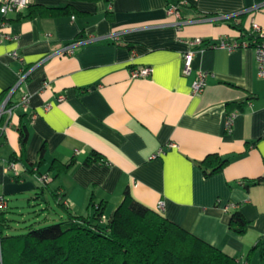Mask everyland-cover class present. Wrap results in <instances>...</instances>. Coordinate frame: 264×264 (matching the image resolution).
I'll return each mask as SVG.
<instances>
[{"label": "crops", "instance_id": "crops-1", "mask_svg": "<svg viewBox=\"0 0 264 264\" xmlns=\"http://www.w3.org/2000/svg\"><path fill=\"white\" fill-rule=\"evenodd\" d=\"M32 3H71L85 14L26 17L28 7L21 15L9 13L1 27L18 35L0 40V109L8 97L13 103L0 124V198L6 216L21 211L24 199L62 219L69 212L92 214V195L107 201L109 215L129 189L135 199L238 264H260L258 251L249 254L264 235V79L254 47L196 48L189 75L182 73V57L194 38H202L204 46L220 39L250 42L252 24L264 26V0ZM172 3L179 5L180 17L168 13ZM81 31L84 37L78 39ZM68 44L73 53L59 52ZM13 51L20 59L11 56ZM141 66H151L152 73L132 78L130 70ZM24 71L27 80L9 96ZM200 71L208 72L207 84L193 93ZM23 94L29 96L26 110L16 106ZM228 103L242 109L230 110ZM230 112L235 115L228 130ZM23 113L31 122L21 151L17 127ZM43 145L47 164L33 167L32 174L28 169ZM92 151L104 162L86 165ZM209 154L228 163L206 177L200 162ZM72 158L76 164L68 172L47 171L54 159ZM42 175L48 181L35 196L44 185ZM257 179L262 181L254 183ZM237 210L249 222L244 234L230 228Z\"/></svg>", "mask_w": 264, "mask_h": 264}, {"label": "trees", "instance_id": "trees-1", "mask_svg": "<svg viewBox=\"0 0 264 264\" xmlns=\"http://www.w3.org/2000/svg\"><path fill=\"white\" fill-rule=\"evenodd\" d=\"M103 1L111 4L113 0ZM77 14H85V12L79 11L71 3L63 7L31 3L26 17ZM2 19L0 17V20ZM250 36H253L252 33ZM83 37L81 31L77 38L83 39ZM211 44L216 45L217 41ZM23 74L25 75L23 81H26L28 76L25 71ZM12 106L13 103L8 97L4 110ZM228 107L230 110H239L242 109V104L228 103ZM2 117L3 115L0 124ZM30 122L31 115L23 113L17 127L21 151L25 149L30 137ZM45 151L46 147L43 145L39 150L37 162L28 169L32 174L35 173L33 167L40 169L47 164ZM12 158L16 159L13 155ZM96 162H104V157L97 151H92L84 161L86 165ZM227 163L228 159L218 154H209L200 162L206 177L219 172ZM75 164V158L68 162L54 159L47 166V171H55L56 175H59L68 172ZM39 173L43 174L42 171ZM259 181L262 179H257L254 183ZM45 186L46 181L35 196L41 195ZM88 208H92V214L77 215L69 212L66 219L48 222L38 227L27 225L29 227L27 231L18 233H7V230L11 229V219L6 216L7 211L0 208V264L239 263L237 258L226 254L159 211L135 199L129 189H125L120 203L109 215H106L107 201H95L93 195ZM248 225L249 222L240 211L231 213L230 228L233 231L244 234L248 230ZM254 251L259 252L260 264H264V235L250 249L249 254Z\"/></svg>", "mask_w": 264, "mask_h": 264}, {"label": "built area", "instance_id": "built-area-1", "mask_svg": "<svg viewBox=\"0 0 264 264\" xmlns=\"http://www.w3.org/2000/svg\"><path fill=\"white\" fill-rule=\"evenodd\" d=\"M33 2V0H1L0 1V17L3 18L0 20V30L1 27L5 24V18L6 16L11 13H21L23 10L27 9L29 5ZM168 13L176 15L177 17H180V11H179V5L178 4H170L168 7ZM251 33L252 37L250 42L247 43H237V42H229L226 39H220L217 41L216 45H212L209 43L208 45L204 46V40L202 38H194L190 39L187 42L191 46V48L186 51L183 54L182 57V73L184 75H189L191 73V64L193 60L194 53L197 50L203 49L204 47H226V48H233L238 45H252L255 50V56L257 61V67H258V75L264 79V26H261L257 23H253L251 27ZM18 35L11 34V33H3L0 31V40L2 39H17ZM74 46L72 44L64 45L61 47L59 52H67V53H73ZM11 56L20 59V55L17 51H13L11 53ZM153 71V68L151 66H141V67H134L130 70V74L132 78H140V77H147L149 76ZM25 75H21L19 81L17 82L16 86H14L10 92L12 94L13 91H15L23 82ZM207 77L208 72L207 71H200L195 80L192 83V91L193 93H199L203 91V89L206 87L207 84ZM62 99V97H60ZM29 103V96L27 94H23L19 101L16 103L17 107H21L22 109L26 110L28 108ZM5 104V103H4ZM4 107L2 106L0 109V116L2 112L4 111ZM11 111V110H10ZM235 112H230L228 114L226 127L228 130L231 129V125L233 122ZM163 152V148L159 150L158 153L153 154L152 156L155 157L158 154H161ZM9 167L12 169H15L16 165L15 163H10ZM42 181H48V175H42L41 177ZM6 207V201L3 197L0 198V208ZM159 208H163V202L160 201Z\"/></svg>", "mask_w": 264, "mask_h": 264}, {"label": "rangeland", "instance_id": "rangeland-1", "mask_svg": "<svg viewBox=\"0 0 264 264\" xmlns=\"http://www.w3.org/2000/svg\"><path fill=\"white\" fill-rule=\"evenodd\" d=\"M47 200L52 202L53 198L49 195L47 196ZM30 202L32 203L29 205V201L24 199L20 203L21 211L13 210V212L9 214L11 219L10 221L11 229L7 230V232L9 233L24 232L27 231L29 228L27 227V225L38 227L48 222H58L63 220L62 218L57 217L58 214L55 211L50 210L49 213V210L40 206L38 202L36 201H30ZM52 205L59 214L60 213L64 214V212L59 206H57L54 203ZM44 206L46 207V204H44ZM109 212L110 210H108V213ZM45 217H48L50 219H46Z\"/></svg>", "mask_w": 264, "mask_h": 264}]
</instances>
